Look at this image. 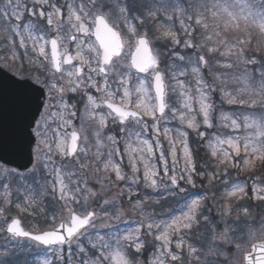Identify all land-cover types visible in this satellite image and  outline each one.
I'll return each mask as SVG.
<instances>
[{
  "label": "snow or ice",
  "instance_id": "obj_1",
  "mask_svg": "<svg viewBox=\"0 0 264 264\" xmlns=\"http://www.w3.org/2000/svg\"><path fill=\"white\" fill-rule=\"evenodd\" d=\"M205 13L210 14L213 19H224L225 32L229 29L241 30L243 23L245 29L254 24L261 34H264V0H211V2L190 0L187 7L175 0H161L159 4L155 0H64L63 3L60 0H0V29L12 38L10 42L13 62L18 58L15 53L16 37L19 38V48L25 50L26 57L30 42L31 51L36 53L38 58H43L40 61L43 72L33 81L38 87L33 89L36 93L32 100L35 112L29 121L31 129L29 134L36 139L35 163L30 159L31 167L25 165L22 170L0 168V180L3 181L0 183V195L3 196L0 204V233L4 234L5 245L13 244L16 248L12 250L4 246L0 252V264H30L19 255L27 251L21 244L25 239L40 246L45 253L53 257L49 259L46 255L44 259L32 261L31 264H140L138 256L145 247L142 229L149 235H152L155 229L159 233L155 235V240L162 242L158 248V255L150 260L149 264H167L169 259L172 264H184L183 255L170 250L172 234L179 237L175 244L177 249L187 247L188 264H216L215 261L208 259L209 256L222 254L215 237H212L205 250L203 246L186 244L183 235L185 231L191 232L193 225L199 224L201 220L204 224L210 223V218L203 216L201 212L207 197L200 196L198 199L184 202L179 215L173 214L165 220L157 219L152 213L145 212V202L149 197L140 199L139 196L141 184L153 192L162 190L170 196L177 195L175 192L177 188L180 193L185 191L180 187L181 181L195 187L194 174L197 173V166L190 151L187 129L196 132L200 138H205V132L199 131L200 127L211 129L216 126L212 115L213 93L219 91L222 99L229 105L253 108L259 106L264 109V56L250 55L247 47L249 41L239 37L235 43H230L227 39H217L215 46H209L211 36H202L200 42L195 40L194 30L189 29L193 28L194 21L196 26L202 27L207 33L209 25ZM161 17L164 18V23L157 24V31L160 34L155 39L170 43L175 59L181 62L177 65L173 60L169 64V68L174 70L171 79L176 81V86L172 90L175 91L176 87L180 89L179 107L170 106L166 101L167 73L160 67V52L154 45L150 46L152 36L147 31V23L151 20L155 24ZM177 20L180 23V30L184 33L183 41L179 33L173 30L172 25L168 24V22L174 24ZM123 28L130 34L129 42L135 40V51L131 53L130 63H124L121 59L125 55ZM141 28L145 30L141 32ZM215 36L220 37V32H215ZM92 37H95V40ZM65 41L75 45V54H72ZM181 43L185 49H192L194 55L183 56L176 53L175 46ZM49 46L50 54L47 50ZM85 52L88 53L87 56ZM216 54L228 57L229 61L235 56L237 60V64L218 61V68L230 71L238 65L244 66L243 70L233 77L240 85L233 91L226 90L228 71L215 73L211 84L201 74L205 67L209 68L211 73L208 56ZM74 61H79V64H74ZM133 70L146 74L144 79L137 78L138 83L134 88L131 84ZM189 70L195 77V97L191 88L186 87L185 82L178 79V76L187 75ZM14 74L22 75L19 72ZM65 74L66 87L63 83ZM113 78L116 81L115 91L112 85ZM89 89L101 93L100 101ZM121 91L120 103L117 104L114 102L115 97ZM151 91H154V96L150 94ZM133 93L136 95L135 101L130 99ZM81 96L86 98L84 112L98 120V128L94 132L96 158L100 159L99 148L103 146L101 134L108 128L106 122L108 117L112 118L114 124L118 122L120 139L124 140L125 150L137 153L138 159L129 156L131 175H128L122 171L120 163L114 162L116 156L122 155L118 146L120 141L115 133L107 135L106 140L110 141L113 147L107 153L103 170L109 175H104L103 179L98 181L102 190L105 182H111V174H114L116 182H130L126 189L129 203L135 197L133 207L144 217L143 221H134L137 225L134 228L100 233L97 230L98 221L101 228L115 227L112 222L121 221L124 213L120 208H114L117 200L105 199L99 203L98 208L89 210V196L95 198L98 193L88 186L86 180L82 183L79 179H73L76 174L65 171L66 166H58L54 159L57 155L62 160L78 156L80 153L87 155V148L78 145L80 137L74 127V121L84 115L77 111V105L80 103L78 97ZM193 101L198 105V111L194 110ZM130 104H134V107L130 108ZM102 107L110 111L106 115L101 114L97 110ZM166 109L171 113L170 116ZM198 116L201 119L198 120ZM55 117L59 118L60 123L53 128ZM219 119L223 122L224 128L238 130L243 127L252 129L253 132L251 136L233 138L225 135L217 137L214 143L209 142L212 148L211 156L217 161V169H226L230 161L240 157L241 147L252 159L264 161V110L244 115L242 122L234 113L228 114L223 111ZM171 120H178L182 127L173 130L167 124H161V121ZM130 123L134 124V127L130 128ZM161 128L170 146L167 155L161 144ZM68 129L72 130L69 132ZM133 137L138 143L137 147H132ZM84 139L87 140V137ZM150 140L155 144L153 145ZM177 144L182 146L181 158L177 156ZM225 144L231 152L223 149L222 146ZM156 152L159 153L162 176L155 162ZM169 156L171 167L168 162ZM180 159L183 161L182 167ZM138 162L143 165L142 177L139 175ZM243 163L247 166L250 160L244 159ZM231 166L239 167L236 163H232ZM80 167L84 168L85 165L80 164ZM199 174L207 175L210 184L217 176L216 172ZM257 181L264 184V179L259 176L254 179L252 198L264 202V187H258ZM14 182L17 191L21 188L24 190L23 206L17 204L16 207L21 212L44 213L51 225L50 229L28 231L22 227L19 218L13 216L8 219L5 216L12 203L10 197ZM225 185L227 186V181ZM124 194L125 190H122L121 195ZM48 195H51L54 201L64 202L61 212L65 210L68 212L67 219L58 222L56 212L50 217L47 215V209L42 205L43 199ZM247 195L244 185L233 183L225 198L244 199ZM160 202V199L153 200L154 204ZM73 203L82 207L84 211L78 213L72 207ZM225 207L230 211V206ZM229 211L223 214L227 215ZM243 211L248 215L247 208ZM214 228L213 225V230ZM228 231L229 229L225 227L222 235L226 236ZM81 238L87 239V246L81 242ZM65 245L68 251L67 258L64 255ZM73 246L76 249L75 253L72 251ZM253 248H259L264 252V243L253 245ZM159 254H162L164 259H160ZM133 255L137 259H133ZM73 256L76 257L75 261ZM244 260L246 264H264V255L253 261L249 254Z\"/></svg>",
  "mask_w": 264,
  "mask_h": 264
},
{
  "label": "rangeland",
  "instance_id": "obj_2",
  "mask_svg": "<svg viewBox=\"0 0 264 264\" xmlns=\"http://www.w3.org/2000/svg\"><path fill=\"white\" fill-rule=\"evenodd\" d=\"M161 0H155L157 4L160 3ZM175 2H179L182 6L187 7L190 0H175ZM164 23V18L161 17L159 21H157L155 24L149 20L147 23V31L152 36V41L150 46L154 45L155 49L160 52V67L161 69H164L167 73L166 75V84L168 85V91L166 94V101L169 103L170 106L179 107V101H178V94L180 89L176 87V90L173 91V87L176 86V81L171 79L172 71L173 69L169 68L170 61L175 60V63L177 65H180L181 62L179 60L175 59V56L173 55V46L170 43H165L162 40L155 39L156 36H158L160 33L157 31V24ZM193 23V28H190L189 31L194 30V39L198 42L201 41V37L204 36L201 34V31L197 29L198 26H196ZM169 25H172L173 30L177 31L179 33V36L181 37V40L184 39V33L180 30V23L177 20L174 24L172 22H168ZM167 26V25H166ZM215 32H217L218 28H214ZM145 29L141 28L140 31L143 32ZM74 31V30H73ZM127 34V33H125ZM207 35V34H206ZM208 36V35H207ZM50 38V37H49ZM12 38H8L6 34L0 33V51L2 52L3 49H6V51L12 50V44L10 42ZM218 39V37L214 38L209 42V46H215V42ZM16 40V49L17 54L19 52H22L24 54V49H18L19 48V38L17 37ZM123 44H124V53L125 55L121 57L122 61L124 63H129L130 55L132 51L135 49V40L129 42V39L127 36H123L122 38ZM65 43L69 42L65 41ZM73 48H71L72 54H75V45H71ZM21 50V51H20ZM48 50V49H47ZM223 50V49H221ZM49 51V50H48ZM175 52L179 55L183 56H192L194 55V52L192 49H185L183 46V43H181L178 46H175ZM203 54V53H202ZM250 55L255 57H260L259 55H253V53H250ZM258 54V53H257ZM262 54V53H261ZM85 55L87 56L88 53L85 52ZM264 55V54H262ZM25 59L28 61H32L34 63H37L40 66V61H42L43 58H38L37 54L34 53L31 56H24ZM9 59L11 56H5L3 53L0 54V65L1 62H3V59ZM209 65L211 66V73L209 71V68L205 67L202 70V76L206 81H208L210 84L213 82L214 74L217 72H225L228 71V87L226 90L233 91L235 88L239 87L238 81L233 79L234 76L238 75L243 70V65H238L237 67H234L232 70H225L222 68L217 67V62L226 63V62H232L234 64H237V61H234V57H231V60L229 61L228 57H220L218 54L216 55H210L208 56ZM79 64V61H74ZM30 63V62H29ZM76 64V63H75ZM12 66V65H11ZM249 68H252L253 66H248ZM258 67V66H257ZM15 73L19 72L18 67L12 66ZM85 71H87V68L85 67ZM232 71V72H231ZM135 73H133V79H132V86L133 88L138 83L137 77H134ZM146 77V74L141 76L139 79H144ZM150 79V77H149ZM178 79L183 80L185 82L186 87L191 88V92L193 97L196 96V84H195V77L190 73V70L188 71L187 75L184 76H178ZM67 76L65 74V79L63 83L65 84V87L67 86ZM115 78L112 80L113 90L115 91ZM219 83V82H217ZM91 92H93V95L97 98L98 101H100L101 93L96 92L95 89H90ZM151 95L152 91L150 92ZM122 96V91L119 95L115 97V103H120V98ZM132 101H135L136 95L133 93V95L130 97ZM211 100L214 104V111L212 113L213 120L215 123V127L211 129H206L203 126L200 127L199 131L205 132V138H200L196 132L192 131L191 129H187L189 132V143L190 147L194 143H198L196 147L193 149L190 148V151L193 153L194 157L196 155L197 158V168L199 169V172L197 171L196 174H194V180H195V187L192 185L187 184L185 181L180 182V187H183L185 191L183 193L179 192V188L175 189V192L177 193L176 196H170L167 193H164L162 190L153 192L151 189H146L141 184L139 186V196L140 199H144L145 196L149 197L145 202L144 211L148 213H152L157 219H169V217L173 214L179 215L181 210V205L186 202L190 201L191 199H198L200 196H205L207 199L203 203V207L201 209L203 216H208L210 218L209 224H204L201 220L199 224H194L193 229L191 232L185 231L183 233L184 240L187 243H193L196 244L197 247L203 246L205 250L207 249V246L209 244V241L212 239V237H215V241L217 243V246L219 250L221 251V255H212L209 256L208 259H211L216 262V264H243V256L248 253L250 246L255 242L264 241V202H260L256 199L252 198V185L254 182V179L259 176L261 179H264V171H262L264 167V161H260L259 159H252L249 154H246L243 150V147H241V154L240 157H235V154L232 153V155L235 157L234 161H230L229 165L222 169L216 168L217 161L211 156L212 148L210 146V141L213 143L215 142V139L217 137H224L225 135L231 136L233 138H242L244 136H251L253 130L252 129H246L241 127L238 130H233L231 128H224L223 122L219 119L221 111L228 113V114H235L236 116L240 117L241 122L243 120L244 115H250L253 114L255 111L254 109H261V107H244L241 105H229L225 100L222 99L221 93L219 91L212 94ZM85 101L86 98L82 96L80 99L81 105L77 106L78 113H84L82 118H78L74 121V127L78 132V135L80 137V140L78 141V145L81 147L87 148V155L84 153H80L78 156L72 157L70 161H67L66 158L63 160L57 155L54 157V159L57 162L58 166H66L64 167L65 171H71L74 172L76 175L73 176V179H79L83 183L85 180L87 181V184L89 187H91L94 191L98 193V196L93 198L89 196L88 200V209H96L99 207V203L105 199L117 200V204L114 206V208H120L121 211L124 213L122 219L120 222H112L115 224V227L111 228H101L99 227V221L97 222V230L100 233H106L109 231L115 232L117 230H124L130 227H136L137 225L134 223V221H143L144 217L140 214L139 210L134 209L133 204L135 203V197L132 198V202L129 203V197L127 195L126 189L128 187V183L126 182H116L114 180V174L112 175L111 182H105V186L102 190L101 184L98 182L103 179L104 175H109V173H105L103 170V163L106 161L105 153H108V150L105 146V140L102 135V144L103 146L99 148L100 153V159L103 160V162H98L99 164L93 163L94 157H96L97 154V145H96V137L94 136V132L98 128V120L93 117H89L87 113L84 112L85 107ZM130 108L134 107V104L129 105ZM193 107L194 110L198 111V105L195 104V101H193ZM101 114H107L106 111H104V108L97 110ZM166 112L170 116L171 113L168 109H166ZM260 112V111H259ZM258 112V113H259ZM198 120L201 119L199 116L197 117ZM145 119H149L145 117ZM55 122L52 124L53 128H56L57 125L60 123V120L58 117L54 118ZM108 128L112 129V133H115L118 135L117 139L120 141L119 148L121 150L122 155L116 156L114 159V162L120 163L122 166V171H124L126 174L131 175V165L129 162V156L137 157V153L128 152L125 150V143L123 139H120V132H119V124L113 123L112 118L108 117L107 119ZM161 124H167L170 128L173 130L177 128H181L182 125H180L178 120H171V121H161ZM129 127H134V124H129ZM72 129H68L70 132ZM61 131H64L61 129ZM115 131V132H114ZM102 133H106L102 132ZM110 134V133H109ZM107 134V135H109ZM87 137V140L84 138ZM150 139V137H148ZM153 145L155 144L154 141H151ZM132 147H137L138 143L135 140V138H132L131 141ZM161 144L164 149L165 154L167 155L169 152V143L168 140L164 138L161 128ZM243 144V141L241 140V145ZM259 147V145H256ZM112 144L110 146V150L112 149ZM177 156L178 158L182 157V146L177 144ZM224 150L231 152L230 149H228V146L225 144L222 146ZM201 153H200V152ZM201 154L203 156V159L199 160L198 156ZM36 156V154H35ZM159 153H155V162L158 166V171L160 175H163L162 168L159 165ZM96 159V158H95ZM138 159V157H137ZM249 159L250 164L244 165L243 160ZM212 161V163H211ZM169 166L171 167V157L168 158ZM196 162V161H195ZM181 167L183 166V161L180 159ZM236 163L239 165V167H232L231 164ZM80 164H84L85 167L81 168ZM0 168H3V166H0ZM138 168H139V175L142 177L143 174V165L138 162ZM204 172H216L217 176L214 179V181L210 184L209 179L207 175L201 176L199 173ZM179 174V173H178ZM237 174H241L244 177H247V183H248V192L251 196L247 199H250L249 201L253 204L251 209L248 211V215H245L242 207H235V203L239 202L241 199L237 198H230L226 199L225 194L231 190V186L227 184L225 185V181H229V179L237 176ZM50 179V177H48ZM3 181L0 180V183ZM258 187H264V184H260L259 181H257ZM70 187H74V185H70ZM122 190H125V194L121 195ZM11 205L9 206L8 211H12L11 214L15 213H25L27 217L30 214L29 212H21L20 209L16 207L17 204H21L23 206L24 202V192L23 188H21L19 191H17V185L16 183L12 184L11 187ZM49 198L50 201L53 203L52 207V213H57V220L58 222L61 220H65L68 217V212L65 210L61 212V207H59L56 202L52 199L51 196H47L45 200ZM160 199L159 204H154L153 200ZM3 196L0 195V204H2ZM83 204V201H81ZM225 205L230 206V211L226 209ZM260 209V211H254L255 208ZM46 207V204H45ZM72 207H74L77 212H83L84 209L80 207L79 205H76L75 203L72 204ZM225 211H229V214L224 215L223 213ZM50 213L48 216L50 217ZM213 225L215 226L213 230ZM50 226V223H49ZM48 226V227H49ZM47 227V226H46ZM227 227L229 229L227 235H222L224 233V229ZM142 232L144 233L142 235V239L145 241V247L141 254H139L138 259L140 261V264H149V261L152 259H155L158 255V248L161 245V241L155 240V235L159 234L155 229H153V234L149 235L147 234L145 229H142ZM171 232V230H170ZM171 239V245L170 250L172 252H175L177 254H182L184 258V264H188V255H187V247L183 249H177L175 247V244L179 237L176 234H172L170 236ZM231 241V242H229ZM81 242H83L87 246V239L81 238ZM22 247L26 249L27 251L24 253H19L22 258L27 259L30 264L32 261H38L45 258L47 255L49 259H52L53 257L45 253L41 248H38L36 246L30 245L26 242H21ZM12 245V250H16L15 245L13 244H7ZM236 245H239L237 247ZM5 246V240L2 239V233H0V252L3 251V248ZM65 252V258H67L68 251L67 247L64 248ZM73 253H75L76 249L75 246H73L72 249ZM134 253V250H133ZM160 255V259H164V256L162 254ZM133 259H137L135 255L132 257ZM203 259V257H202ZM73 260H76V257L73 256ZM167 264H172L170 259L168 260Z\"/></svg>",
  "mask_w": 264,
  "mask_h": 264
},
{
  "label": "water",
  "instance_id": "obj_3",
  "mask_svg": "<svg viewBox=\"0 0 264 264\" xmlns=\"http://www.w3.org/2000/svg\"><path fill=\"white\" fill-rule=\"evenodd\" d=\"M36 88L0 69V163L14 169L22 170L25 165L31 167L29 160L33 162L34 140L29 134V121L35 112L32 100L36 95L33 89ZM259 244L262 243L253 245ZM253 245L249 254L255 261L264 252L254 249Z\"/></svg>",
  "mask_w": 264,
  "mask_h": 264
},
{
  "label": "trees",
  "instance_id": "obj_4",
  "mask_svg": "<svg viewBox=\"0 0 264 264\" xmlns=\"http://www.w3.org/2000/svg\"><path fill=\"white\" fill-rule=\"evenodd\" d=\"M210 2H211V0H210ZM237 11H239V9H237ZM205 15L208 16L207 22L209 25V30L215 31L214 28L217 29V25H219L217 30L220 32V37H218V39H227L230 43H235V40L237 37L244 39V40H248L249 45L247 47L249 49V52L253 53V55H259L260 57L264 56V55H262V54H264V34H261L259 29L254 24H250L245 29V25L242 23L241 24V30L229 29L225 32V30H224V19H213L210 16V14H207V13H205ZM201 34H203L205 36V34H207V33H205V31H201ZM233 57H234V61H237L236 57L235 56H233ZM262 110H264V109L255 108L254 113H258L259 111H262ZM198 158L201 159V161H202L203 156L201 154H199ZM262 171H264V167H263ZM233 183H238V184L244 185L246 188V191L248 193L247 196L249 198H251V196L248 192L249 188H248V183L246 181V177H244L241 174H237V176L229 179L227 184L231 186ZM249 200L250 199H247V198L241 199L239 202L235 203V207L247 208L249 211L253 205ZM260 209H262V208H259V206H258V209L255 208L254 211L255 212L260 211Z\"/></svg>",
  "mask_w": 264,
  "mask_h": 264
},
{
  "label": "flooded vegetation",
  "instance_id": "obj_5",
  "mask_svg": "<svg viewBox=\"0 0 264 264\" xmlns=\"http://www.w3.org/2000/svg\"><path fill=\"white\" fill-rule=\"evenodd\" d=\"M74 64H75V63H74ZM63 67L68 68L69 66H67V67H66V66H63ZM89 91L91 92L90 89H89ZM91 93L93 94V92H91ZM21 223L24 224L22 221H21ZM23 227H24V226H23ZM3 236H4V235H3Z\"/></svg>",
  "mask_w": 264,
  "mask_h": 264
}]
</instances>
